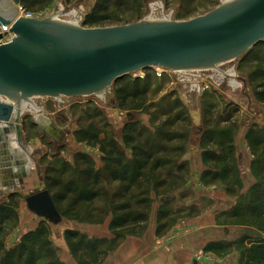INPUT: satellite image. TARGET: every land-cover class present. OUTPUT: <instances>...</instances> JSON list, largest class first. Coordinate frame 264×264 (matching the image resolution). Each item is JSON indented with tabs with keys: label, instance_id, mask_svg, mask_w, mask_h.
Wrapping results in <instances>:
<instances>
[{
	"label": "rangeland",
	"instance_id": "374dc122",
	"mask_svg": "<svg viewBox=\"0 0 264 264\" xmlns=\"http://www.w3.org/2000/svg\"><path fill=\"white\" fill-rule=\"evenodd\" d=\"M99 1L104 0H44L37 5H25L23 0H19L18 5L15 4L14 0H0V8L4 11L13 10L18 16L19 6H24L25 10L42 15L43 18L54 16L63 21L75 22L78 20L77 16L81 17L83 21ZM225 1L227 0H129L121 7H112L114 12L118 11L116 15L120 21L103 27L126 25L142 20L187 21L207 13ZM11 38L10 33H5L3 42H8ZM258 66L264 68V41L245 55L220 65L218 71L172 72L160 68H149L124 76L114 82L110 90L103 95L61 97L58 99L34 98L33 102L38 111L29 107L33 113L27 114L26 111L22 126L25 133V145L30 148L29 158H32L31 162L39 167L40 175L45 179L53 167L58 169L64 162H68L70 165L78 163L79 166H82L79 159L77 161L79 154L86 156L96 168L97 159L101 158L103 162L104 158L101 146L105 145L109 149L115 143L119 147L125 148L129 136L136 144H139L146 139L155 138L159 132L172 135L175 139L170 140L169 145L173 147L182 146L184 155L192 140L199 145L200 133L205 129L211 111L216 120L221 116L224 118L231 115L238 124L246 121L245 111L239 114L242 108L234 103L233 98L240 95L241 99L243 93L248 92V89L249 94L252 92L251 94L254 96L257 79L252 81L249 76ZM223 72L227 73L228 76H224ZM231 74L232 77L229 76ZM136 79L143 81L142 87L147 88L145 97L137 100L128 99L127 102H124L121 97L123 95L119 96L117 91ZM260 81L256 82L259 83ZM206 84L208 86H205ZM259 103L257 107L254 106L255 115H261L263 117L261 122H264V107ZM235 109L238 113L234 112ZM41 114L49 118L47 122L52 125L45 126L44 131L40 130L33 122V117ZM126 126L128 127L127 130H125ZM257 126L262 127L258 124ZM89 127H91L90 130ZM85 130L90 135H97V137L88 139L84 135H80V132ZM182 157L181 154V157H178V162L185 165L184 174L186 181H188L191 165L189 162H184ZM178 162L175 164L178 165ZM104 167L105 164L100 169L105 177L102 184L107 189H111L115 185L106 182L108 174ZM171 167L175 168L174 165ZM51 177L53 176L51 175ZM178 193V191L174 193L177 196V198L174 197L177 204H174H176L175 209L179 211L180 215L175 224L185 218L197 215L200 209L199 205L209 204L201 192H197L195 187H188L187 184L182 189V195ZM12 197L14 198L8 194L4 197L5 200H0V207L3 205L10 206L14 213L7 222H4L2 241L7 250L18 245L22 236L41 221L26 210L21 212L20 205H24L23 202L25 201L23 192L17 190ZM158 205L159 202L155 199L152 204V214ZM218 216L217 224L228 227L229 231V233L227 230L223 231L224 239L221 242L225 245L224 249L218 253L201 252L197 255L196 263L242 264L241 253L245 244H240V239L247 237L249 240L255 241L262 235L256 230L234 227L235 225L232 224L229 215L221 214ZM65 220L62 225L57 227L46 223L52 230L50 239L53 247L58 251L60 260L67 243L64 237L61 240L59 236L62 232L64 236L66 230H73L67 229L66 225L69 224L68 221H75ZM78 222L91 226L102 225ZM86 236L92 237L89 234ZM66 247L74 261L79 264L68 245Z\"/></svg>",
	"mask_w": 264,
	"mask_h": 264
},
{
	"label": "trees",
	"instance_id": "16d2710c",
	"mask_svg": "<svg viewBox=\"0 0 264 264\" xmlns=\"http://www.w3.org/2000/svg\"><path fill=\"white\" fill-rule=\"evenodd\" d=\"M43 1L23 0V4L37 5ZM128 1H99L82 25L96 28L119 22L116 15L118 11L114 12L112 7H121ZM23 8L25 9L24 6ZM259 67L252 71L249 79L261 80L259 83L255 81L254 96L264 104V68ZM142 82L136 79L124 85L117 93L119 96L123 95L121 97L124 102L145 97L147 88L142 87ZM211 112L199 137V146L204 149L202 160L208 167L203 171L200 182L203 186L220 182L225 186L227 194L236 198L235 206L224 214L229 215L233 225L256 230L262 235L255 241L247 237L240 239L239 243L246 245L241 253L242 264H264V127L254 124L246 133V140L254 156L251 172L255 183L247 192H243L242 168L234 141L239 125L230 114L216 120ZM234 112L238 113L236 109ZM127 129L126 126L125 130ZM80 135L88 139L97 137L90 135L87 130L81 131ZM130 138L131 136L126 140L125 147L131 152L129 157L125 148L115 143L109 149L105 145L101 146L104 170L108 174L106 182L115 185L111 189L102 184L105 180L103 172L80 154L77 161L79 159L82 166L64 162L58 169H51L53 177L49 174L43 178L45 189L50 192L64 219L98 224L111 216V239L88 237L73 230L65 231V241L79 264H101L127 236L142 235L147 228L155 199L159 202L156 212L158 237L168 231L180 215L175 209L177 200L175 202L174 197L177 196L174 193L178 191L182 195V189L187 184L184 174L186 167L178 162V157L181 154L183 156L184 148L170 146L168 142L175 138L169 133L159 132L155 138L146 139L139 144ZM12 196L14 194L10 195L14 198ZM13 214L10 206L0 207V264H64L52 245V230L42 220L35 230L22 236L18 245L5 249L2 241L4 222ZM224 246L222 242L210 243L205 247V252L218 253L223 251Z\"/></svg>",
	"mask_w": 264,
	"mask_h": 264
},
{
	"label": "water",
	"instance_id": "95a60500",
	"mask_svg": "<svg viewBox=\"0 0 264 264\" xmlns=\"http://www.w3.org/2000/svg\"><path fill=\"white\" fill-rule=\"evenodd\" d=\"M5 33L12 35L8 42ZM263 41L264 0H227L187 21L96 28L54 16L18 17L0 8V138L21 144L34 98L103 95L124 76L149 68L219 70ZM39 177L40 187L25 197L27 209L60 226L66 220Z\"/></svg>",
	"mask_w": 264,
	"mask_h": 264
},
{
	"label": "crops",
	"instance_id": "0c3cea01",
	"mask_svg": "<svg viewBox=\"0 0 264 264\" xmlns=\"http://www.w3.org/2000/svg\"><path fill=\"white\" fill-rule=\"evenodd\" d=\"M223 73L224 76H228L227 73ZM229 76L232 77L231 75ZM250 94L248 89V92L245 91L243 93L241 99L240 95L233 98L234 103L242 108L239 114L245 111L247 116L246 121L238 124L239 128L234 137L235 146L237 147V157L242 168L243 192H247L255 183V178L251 172V163L254 156L246 140V133L252 124L264 127V122H261L263 117L255 115L254 106L257 107L259 102ZM259 104L264 107L262 103ZM35 118L42 119L40 124H35L42 131H44L45 126H52L51 123L47 122L49 118L44 116V114L33 117V122ZM14 137L15 135L10 136V139ZM194 142V140L190 142L189 149L186 150L182 157L184 162H189L191 165L187 186L195 187L197 192H201L209 204L205 206L199 205L200 209L197 215L185 218L159 237L156 234V212L159 207L158 205L153 214L151 213L150 215L151 217L145 232L142 235L127 236L121 241L116 250L108 254L101 264H194L198 258L197 255L205 252V247L208 244L217 241L221 242L224 239L223 231H228V227L217 224L218 215L232 210L236 204V198L228 195L225 187L220 182L210 186H203L201 184V175L208 167L204 165L202 160L204 149ZM125 150L130 156L129 153L131 152L126 148ZM29 151L30 148L25 145V133L22 136L21 144L17 142L5 143L0 138V200H5V196L15 194L17 190L18 192H23L26 197L40 187V170L36 164L31 162L32 158H29ZM97 160L96 169L100 170L103 168L104 163L101 161V158ZM23 203L24 205H20L21 212L26 210L29 214H32L27 209L25 201ZM210 204L211 206H209ZM110 221L111 216L107 217L102 223H99L102 225L91 226L79 224L80 222L78 221H68L69 224L66 226L67 229L77 230L83 235L89 234L96 238L111 239L113 236L109 232ZM39 224L40 222L29 231L35 230ZM60 237L63 240V232ZM66 246L61 260L66 264H77L71 254H69Z\"/></svg>",
	"mask_w": 264,
	"mask_h": 264
},
{
	"label": "built area",
	"instance_id": "2783aa9c",
	"mask_svg": "<svg viewBox=\"0 0 264 264\" xmlns=\"http://www.w3.org/2000/svg\"><path fill=\"white\" fill-rule=\"evenodd\" d=\"M18 9H19L18 17H25V18H28V19H33V18L43 19L42 15L35 14V13L30 12V11H27L21 6H19ZM78 17L79 16L76 17L78 20H76L75 22H72V23L81 24L83 21H82L81 17H79V18ZM162 70H164V69H162ZM197 71H199V70H197ZM216 71H218V70H216ZM174 72H176V71H174ZM177 72H181V71H177ZM231 76H233V75L231 74ZM205 86H208V85L206 84Z\"/></svg>",
	"mask_w": 264,
	"mask_h": 264
},
{
	"label": "bare ground",
	"instance_id": "6f19581e",
	"mask_svg": "<svg viewBox=\"0 0 264 264\" xmlns=\"http://www.w3.org/2000/svg\"><path fill=\"white\" fill-rule=\"evenodd\" d=\"M30 107L33 108V110L38 111V108L36 107V105L35 106H30Z\"/></svg>",
	"mask_w": 264,
	"mask_h": 264
},
{
	"label": "flooded vegetation",
	"instance_id": "af4514ba",
	"mask_svg": "<svg viewBox=\"0 0 264 264\" xmlns=\"http://www.w3.org/2000/svg\"><path fill=\"white\" fill-rule=\"evenodd\" d=\"M34 124H36V123H34ZM23 126V125H22ZM54 134H57V133H54ZM44 180V179H43ZM44 182V181H43Z\"/></svg>",
	"mask_w": 264,
	"mask_h": 264
}]
</instances>
